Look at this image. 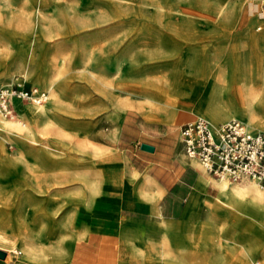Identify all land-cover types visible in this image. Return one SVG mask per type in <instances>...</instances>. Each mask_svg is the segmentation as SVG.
Returning a JSON list of instances; mask_svg holds the SVG:
<instances>
[{
	"label": "rangeland",
	"instance_id": "obj_1",
	"mask_svg": "<svg viewBox=\"0 0 264 264\" xmlns=\"http://www.w3.org/2000/svg\"><path fill=\"white\" fill-rule=\"evenodd\" d=\"M255 2L262 3L261 0H0V84L21 82L44 90L48 86L40 82V76L49 73L56 74L63 92L62 106L55 110L60 122V141L48 136L42 128L34 129L31 137L15 133L1 137L0 148L11 157H21L23 163L18 159L14 167L8 168L0 162V198L8 202L16 199L17 190L27 189L21 173L23 164L33 163L31 150H45L51 157L69 156L79 169L95 165L99 174L94 176L95 194L90 204L97 210L110 208L107 225L93 227L89 217L91 206L84 205V197L76 199L67 188L60 195L62 203L65 202L63 211L71 210L77 203L73 215L79 237L69 247L77 264H86L93 239L122 225H130L134 230L128 233L131 248L126 249L127 263L188 264L184 257L192 252L197 256L194 264H210L208 257L215 254L222 257L223 264L255 261L264 264L261 252L264 215L241 213V220H219L208 226L205 212L219 191L214 181L218 178L205 170L207 182L197 191L199 198L192 207L193 216L188 223L181 220L189 192L193 191L189 179L198 175L199 166L185 157L178 140L182 122L196 116L209 118L189 110L195 103L218 101L243 106V82L237 80L240 69L252 75L258 90L264 92V80H258V73L264 71V58L256 63L249 55L247 42L249 33L264 34V19L250 13ZM215 5L223 8L218 15ZM141 28L143 31L139 33ZM255 51L264 57V45ZM142 82H155L158 87L173 85L178 90L171 104L175 106L171 107L174 112L165 114L149 109V102L141 94L123 89H132ZM112 95L129 105L116 112ZM47 100L41 108L44 111ZM30 103L16 101L13 115L27 121ZM258 104L256 119L262 128L245 117L235 119L250 123L253 130L264 131V107ZM128 110L137 115H128L131 121L126 126L127 134L137 136L153 150L126 140L117 141V135L112 136ZM92 149L94 156L89 158ZM1 153L0 150V157ZM148 158L161 160L164 165L182 162L184 166L174 171L162 169L161 178L170 182L168 193L162 198V193L153 199L139 193V182L147 177ZM104 168L117 169L116 181L103 175ZM161 168L158 165L150 172L158 173ZM174 172L184 182L170 180ZM248 180L234 182L242 186ZM153 188L145 184L143 190L147 194ZM44 198L41 193H33L34 205L25 210L27 217L39 212L37 208ZM6 211V217L14 221L12 213ZM38 221L32 227L44 238L47 221L42 217ZM156 225L162 228L150 227ZM208 231L214 246L209 244ZM64 239L73 238L68 234ZM244 248L250 256L242 255ZM0 249L6 251L8 247L0 244ZM16 259L11 254L9 263L0 258V264H12Z\"/></svg>",
	"mask_w": 264,
	"mask_h": 264
},
{
	"label": "bare ground",
	"instance_id": "obj_2",
	"mask_svg": "<svg viewBox=\"0 0 264 264\" xmlns=\"http://www.w3.org/2000/svg\"><path fill=\"white\" fill-rule=\"evenodd\" d=\"M261 1L264 3V0ZM222 9L221 6L215 5L217 15ZM136 30H134V33H137ZM138 31L140 33L143 30L141 28ZM247 42L250 45L249 51H251L249 55L255 58L256 63H259L264 57L261 56L260 52L258 53L255 50L264 45V34L256 32L249 33ZM258 75V80H264V71H260ZM237 80L243 82L244 101L242 107H234L225 102L211 101L195 103L189 110L193 113L197 112L208 116L211 121L216 124L235 119L236 117H245L253 125L262 128L263 125L256 119L257 112L255 108L256 104L257 106L259 105L258 103L264 107V92L258 90V87L252 79V75L247 74L241 69L237 73ZM40 82L47 85L49 90L48 88L44 89L47 94L43 102L29 104L30 106H28L26 110L28 116L27 121L19 116L13 115V113L9 116L0 113V139L7 133L31 137L34 129L42 128L47 132L48 136H52L57 141L61 140L62 135L58 130L60 122L56 118L55 110L60 106L62 101V87L59 81L56 80V74H43L40 76ZM142 83L144 84L134 86L132 89L128 87H123V89L141 94L149 102V109L165 112V114L174 112V110H171V107L175 106L171 104L175 101L174 98L178 90H176L173 85L158 87L155 82ZM112 96L114 97L116 112H120L129 105L115 95ZM48 98L49 100H47ZM46 100L47 108H45L44 111V109L41 108L45 105L44 102ZM262 114L264 115V108L262 109ZM117 132V130L113 131L112 136H116ZM143 147L147 150H153V147L146 143L143 144ZM0 150L2 151L0 162L5 167H14L17 164V160L19 159L20 161L21 157H11L6 154L3 149L0 148ZM48 152L49 151L45 150H31L29 153L33 157V163L30 165L27 163L23 164V170L21 172L26 179L27 189L17 190L18 195L16 199H10L8 202L0 198V215L4 214L5 216L4 218H0V244L8 247V250H3L5 252L4 260L6 262L8 261V263L11 254L15 255L17 258L12 264L72 263V250L69 249V247L74 243V240L79 237V234H76L77 229L75 227L73 215L74 209L77 208V203L72 205L71 210L68 209V211H63L65 202L62 203L60 195L63 190L67 188L76 199L84 197V205L89 208L91 206V198L95 194L94 176L98 175L99 172L95 165L79 169L69 156L55 158L54 156L51 157ZM92 156H94V149L91 150L88 157L91 158ZM197 166L200 168L197 167L199 175L194 186L195 191L188 197L185 212L181 219L185 223H188L193 216L192 207L199 198L197 191L201 190L207 182L205 169L200 165ZM102 173L112 180H115L118 176L117 169L104 168ZM217 178L218 179H214V181L216 182L219 195L215 198L213 203L208 204L205 212V215L209 219V227L219 220H227L230 222L241 220L243 219L241 213L255 214L256 216L264 215V186L261 185L260 182L249 179L246 184L241 186L235 184L236 182L234 181L237 180H231L225 176ZM118 181L117 179V182ZM143 182L139 183V193L143 192L144 195L141 193L142 197L146 195L147 198H151L152 196H150L149 193L145 194L146 191L143 190L145 184L151 185V178L147 176ZM35 192L41 193L45 198L42 199V203L39 204L40 206L37 208L39 212L37 213V211L34 210L35 212L27 217L25 210L27 207L34 205L33 193ZM6 210L12 213L14 221L11 220L10 216L9 218L8 216L6 217L8 214ZM41 217L47 221V228L44 229V238L38 236V234L35 233V229L32 227ZM43 227L45 228V226ZM7 229H9V233H7ZM68 234L73 238L71 241L64 239V236ZM207 234L209 236V244L214 246L215 242H211L210 238L212 237L209 231ZM12 238H14V240ZM44 244H47V246L45 247ZM241 252L244 257L250 256L247 248H244ZM261 252L264 254V250ZM193 256L194 258L197 257L195 255ZM208 260L210 264L224 263L222 257L217 254L208 257ZM254 264L259 263L255 261Z\"/></svg>",
	"mask_w": 264,
	"mask_h": 264
},
{
	"label": "built area",
	"instance_id": "obj_3",
	"mask_svg": "<svg viewBox=\"0 0 264 264\" xmlns=\"http://www.w3.org/2000/svg\"><path fill=\"white\" fill-rule=\"evenodd\" d=\"M46 94L21 82L0 84V113L11 115L16 101L43 102ZM178 140L185 157L207 173L264 183V131L251 129L245 121L230 119L214 124L207 117L196 116L180 124Z\"/></svg>",
	"mask_w": 264,
	"mask_h": 264
},
{
	"label": "crops",
	"instance_id": "obj_4",
	"mask_svg": "<svg viewBox=\"0 0 264 264\" xmlns=\"http://www.w3.org/2000/svg\"><path fill=\"white\" fill-rule=\"evenodd\" d=\"M263 6L264 5L262 3H258V2L251 4L250 13L252 14V16H255L259 20L264 19V7ZM129 114L137 115V112L135 111L131 112L128 110L123 113V116L121 119L122 121L118 127L116 139L117 141L126 140L127 143L133 144L134 146L141 145L143 141H141L137 136H132L130 134H127L126 132L127 123L131 121L128 118ZM147 161L150 164L148 167L147 176L151 178L152 182H151V185H148V184L146 185L154 187L151 193H149L150 196L152 197L151 198L149 197L147 199L155 198L158 193H162L161 194V198H162L166 195V193H168V187L170 185L169 180L166 181L165 178L163 179L161 178V175L164 173L162 169H167L168 171H174L175 168L179 169L184 166L182 162H179L177 164L169 163V164L164 165V163H161V160L154 159V158H148ZM191 163L199 165L193 160ZM158 165L162 166V168L158 171V173H151L150 170ZM198 175H196L195 177H192L191 180L189 179V183L191 184L190 187H193V191H194V186L197 181ZM178 176L180 175L174 172L170 180L173 179L174 183H178L180 181ZM180 182H184V181H180ZM193 191L189 192V196L193 193ZM147 206H150V203ZM110 215H111L110 208H107V207H102L101 210H97L96 207L91 206L89 210L90 222L93 224V227L106 224L109 221L108 219L110 218ZM131 227L132 226L130 225H122V226L115 228L112 231L107 230V232L103 233L98 238L93 239L90 242V252L91 253L89 255V259L87 260L86 264H138L137 262H134V261H131L128 263L126 262L127 260L126 249L131 248L130 241H129L130 236H128V233H131L134 231V230H131L132 229ZM150 227L155 228V229L160 228V227L162 228V226H157V225L150 226ZM76 245L77 244H75V247ZM161 252H162V255L165 254L164 250H162ZM171 255L173 258H176V259L178 258L177 255L175 254H170V256ZM193 255L194 254L192 252L191 253L189 252V254L185 255L184 258H185V261L188 262V264H194L193 261L195 259ZM73 256H72L71 264L73 263L77 264L78 262L76 263L74 261H78V260L76 259L73 261ZM242 264H247V262H243Z\"/></svg>",
	"mask_w": 264,
	"mask_h": 264
},
{
	"label": "water",
	"instance_id": "obj_5",
	"mask_svg": "<svg viewBox=\"0 0 264 264\" xmlns=\"http://www.w3.org/2000/svg\"><path fill=\"white\" fill-rule=\"evenodd\" d=\"M144 144V143H143ZM143 144H141V148H143V149H145L144 147H143ZM147 150V149H146ZM150 150V149H149ZM0 258L1 259H4L5 258V252L3 251V250H1L0 249Z\"/></svg>",
	"mask_w": 264,
	"mask_h": 264
}]
</instances>
